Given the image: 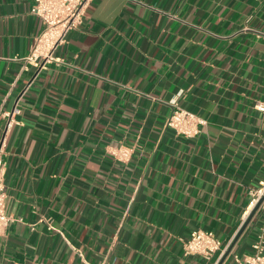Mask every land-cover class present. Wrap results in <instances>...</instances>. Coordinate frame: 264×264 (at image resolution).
I'll use <instances>...</instances> for the list:
<instances>
[{
	"label": "crops",
	"instance_id": "0c3cea01",
	"mask_svg": "<svg viewBox=\"0 0 264 264\" xmlns=\"http://www.w3.org/2000/svg\"><path fill=\"white\" fill-rule=\"evenodd\" d=\"M35 2L0 0V141L22 109L0 264H216L184 244L204 229L231 245L264 180V0H93L43 67ZM173 102L197 135L167 126ZM261 234L257 211L223 264Z\"/></svg>",
	"mask_w": 264,
	"mask_h": 264
},
{
	"label": "built area",
	"instance_id": "2783aa9c",
	"mask_svg": "<svg viewBox=\"0 0 264 264\" xmlns=\"http://www.w3.org/2000/svg\"><path fill=\"white\" fill-rule=\"evenodd\" d=\"M93 0H36L31 12L37 15L43 23L41 34L35 39L32 46L29 60L37 67H43L48 62L64 63L54 52L59 45L63 44L70 31L75 29L83 20L86 8ZM173 110L167 119V126L176 131L177 134L193 137L200 132V125L205 123L196 113L180 107L173 102ZM256 108L264 114V101H258ZM22 109L19 99L11 113L10 121L5 128V134L0 141V236L6 233L10 224L15 220L7 211L8 191L5 183L6 161L4 159V148L6 145V133L13 124L12 117L20 114ZM119 161H128L131 156V149L119 147L111 151ZM251 206L254 208L260 199H263L257 211H260L264 219V180L259 188L251 192ZM230 244L223 245L222 241L213 231L197 229L185 242L186 254H195L206 260H212L216 255L220 258L229 248ZM217 261V263L219 262ZM216 263V264H217ZM100 264H107L102 262ZM235 264H264V235L261 234L253 244V253L248 254L242 260L235 256Z\"/></svg>",
	"mask_w": 264,
	"mask_h": 264
},
{
	"label": "water",
	"instance_id": "95a60500",
	"mask_svg": "<svg viewBox=\"0 0 264 264\" xmlns=\"http://www.w3.org/2000/svg\"><path fill=\"white\" fill-rule=\"evenodd\" d=\"M262 200L263 199H260V201L257 203V205L252 209V211L249 214L248 218L246 219V221L242 225L241 229L238 231V233H237L234 241L231 243V245L229 246V248L224 253V255L221 257V259L219 260V262L217 264H223L224 260L227 258V256L229 255L230 251L232 250L234 244L237 242V240L239 239V237L242 235V233L244 232V230L246 229V227L248 226V224L250 223V221L252 220V218L256 214L257 210L260 207V204H261Z\"/></svg>",
	"mask_w": 264,
	"mask_h": 264
}]
</instances>
